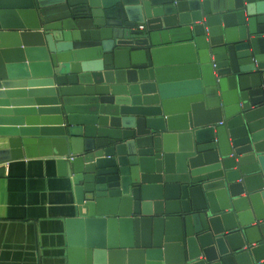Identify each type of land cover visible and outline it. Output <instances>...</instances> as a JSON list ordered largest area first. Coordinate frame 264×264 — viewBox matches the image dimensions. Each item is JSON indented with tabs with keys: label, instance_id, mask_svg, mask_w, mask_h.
<instances>
[{
	"label": "water",
	"instance_id": "water-1",
	"mask_svg": "<svg viewBox=\"0 0 264 264\" xmlns=\"http://www.w3.org/2000/svg\"><path fill=\"white\" fill-rule=\"evenodd\" d=\"M38 156L70 212L9 264H264V0H0V163Z\"/></svg>",
	"mask_w": 264,
	"mask_h": 264
},
{
	"label": "crops",
	"instance_id": "crops-1",
	"mask_svg": "<svg viewBox=\"0 0 264 264\" xmlns=\"http://www.w3.org/2000/svg\"><path fill=\"white\" fill-rule=\"evenodd\" d=\"M64 182L52 158L38 156L0 163V264L12 263L20 253L26 259L29 223H36L39 235L43 223L50 241L64 234L60 230H64L63 219L70 212Z\"/></svg>",
	"mask_w": 264,
	"mask_h": 264
}]
</instances>
